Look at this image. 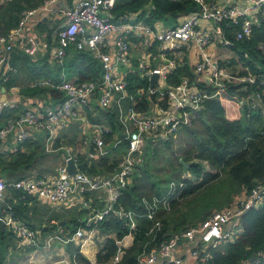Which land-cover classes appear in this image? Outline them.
Listing matches in <instances>:
<instances>
[{"label": "built area", "instance_id": "2783aa9c", "mask_svg": "<svg viewBox=\"0 0 264 264\" xmlns=\"http://www.w3.org/2000/svg\"><path fill=\"white\" fill-rule=\"evenodd\" d=\"M56 1L44 0L39 7L24 10L17 26L6 35H0V45L3 46L0 68L6 62L5 53L12 47L13 36L20 32L31 15L43 11L58 15L59 23L54 35L57 41L54 51L57 65H63L66 47L69 46L74 50L91 52L99 61L101 76L97 80L77 82L61 72L58 80L51 77L33 79L31 87L56 88L63 92L64 98L25 109L15 118L8 119L0 125V138L12 135L18 142L29 138L26 127L43 131L44 150H66V161L71 158L77 171L69 174L65 163L59 167L58 175L53 179L23 178L8 181L0 175V203L4 201L10 187L59 203L67 201L69 193L77 185L87 189L102 188L107 191L108 198L105 207L90 216L91 223L96 222L113 209L121 189L127 184L135 164L141 159L142 147L147 137L163 141L174 138L178 129L190 125L204 101L226 95L232 86H261V92L254 93V97L259 101L264 100V74L251 73L244 60H251L248 52L236 47L237 41L251 35L253 24L264 13V0H239L243 1L242 4L235 0L221 5L211 0H193L197 3L198 10L182 13L179 21L170 14L166 21L160 20L154 24L148 23V13L142 11L140 14V10L114 15L113 8L117 0H79L65 9L52 10ZM231 22L239 23V28L233 32L232 37L226 35V31L231 29ZM217 41L231 52L226 60L214 57L208 51V47ZM37 46L29 38V45L22 48V54L33 56ZM256 66L260 68L257 64ZM177 67H188V71L180 74L176 82H171L170 78ZM132 72L146 81V85L137 91L139 95H146V106L142 111L130 106L128 112L123 113L121 100L127 96V76ZM11 73L10 66L3 72L0 71V89H6L3 83L10 79ZM154 75L156 79L152 83ZM6 90L18 92L15 85ZM231 96L241 103L245 111H251L247 104L248 98L238 99L237 94ZM114 105L118 106V118L123 132L117 142L126 139L128 148L118 167L109 174L102 177L87 174L79 170L76 159L78 153L86 151L88 140L82 139L76 148L54 146L56 128L66 126L72 120H81L94 126L96 133L92 140L93 147H89L86 153L92 158L103 156L107 150L102 136L107 128L99 123H90L82 114L92 112L95 107L108 109ZM11 106L7 100L0 101V114ZM262 133L264 134V130ZM186 186L187 182L183 179L170 180L164 194L142 199L145 215L152 220L149 233L162 230V222L156 216L159 207L168 209L172 199L180 200ZM263 198L264 180L250 189H243L242 194L228 206L213 210L198 224L178 232L164 233L167 236L157 247L138 254L137 264H208L210 249L233 241L241 233L242 216L250 208L258 206ZM118 215L126 217L130 222L129 228L135 229L136 213L133 210L124 211L120 208ZM0 221L30 244L36 242L35 230L14 218L11 207L1 210ZM85 237V230L82 228L72 234V239L84 241ZM59 238L54 235L47 239L46 244ZM181 242L190 245V263H185L183 257L173 256V251ZM253 257L251 260L244 259L240 264L264 260V250L258 251ZM119 258L120 251L117 250L108 264H115Z\"/></svg>", "mask_w": 264, "mask_h": 264}, {"label": "trees", "instance_id": "16d2710c", "mask_svg": "<svg viewBox=\"0 0 264 264\" xmlns=\"http://www.w3.org/2000/svg\"><path fill=\"white\" fill-rule=\"evenodd\" d=\"M217 1V0H211ZM44 0H0V35H6L12 28L16 27L21 19L22 12L42 5ZM140 10L148 13L146 19L148 23L154 24L164 21L168 15L184 14L198 10L197 3L193 0H117L113 8L114 15L119 16L124 13H136ZM42 27V25H40ZM239 28V23L231 22V29L226 31V35L232 37L233 32ZM262 45L263 47H260ZM236 47L242 51H247L251 60H245L249 71L256 75L264 74V13L257 18L252 26L251 35L236 42ZM63 66L77 77V82L97 80L101 76V67L98 59L89 51L66 49ZM18 60H23L21 68L23 72L29 73L32 77H54L61 66L53 67L47 64L33 61L29 56L19 53ZM233 62V60H231ZM230 62V63H231ZM31 63V64H30ZM14 65V63L12 62ZM29 64V65H28ZM177 67L170 78L171 82H176L178 76L188 71ZM53 78V79H54ZM55 80H58L56 78ZM14 83L12 78L4 83L6 86ZM146 81L139 78L134 72L127 76V98L133 100L135 110H143L146 106V99L136 97L140 87L145 86ZM262 87L255 85L232 86L226 95L218 99L206 100L202 103L190 125L178 129L189 138L188 147L183 155L176 161L174 168L183 169V162H189L193 158L206 160L210 168L219 170L227 167L233 179H235L242 189H250L257 182L264 180V100L255 99L254 93H260ZM21 94L28 98L39 97L48 100H62V91L52 87H23ZM231 94H237L238 99H246L251 111L242 112L243 106L233 98ZM264 99V94L262 95ZM130 103V100H129ZM246 108V106L244 107ZM96 116H91L90 122H104L107 130L103 132V140L107 145L115 139V134L122 129L119 121V109L117 105L108 109H97ZM19 107H7L0 114V125L8 119L15 118L19 113ZM195 125V127H193ZM27 138L18 141L12 151L0 153V175H5L7 179H15L11 172L21 165H32L36 158H39L44 150L43 141H32ZM172 138H168L163 143L169 146ZM72 142V140L68 141ZM160 140L152 136L147 137L143 144L142 159L135 164L127 184L121 189L113 209L110 210L101 220L86 225L80 220L71 221V232L79 227H95L105 234L101 249L95 256V263L91 262L76 247L75 252L71 250V257L77 264H108L119 248V242L123 237L132 232L133 239L129 247L123 249L118 262L115 264H137V256L143 251L157 247L167 235L164 233L178 232L190 226L196 225L210 213L204 215L198 222L189 224L182 228L170 226L166 219V210L159 209L156 214L162 222V230L156 233H149L152 220L145 215V206L142 199H150L153 195H162L158 185L161 179L154 175L151 170L150 158L157 154V147ZM55 146L59 143H55ZM93 146V145H92ZM91 146V147H92ZM128 148V141L122 139L114 147L110 148L105 155L96 158L88 157L85 152L77 154L76 164L79 170L88 174H109L118 167L122 159V154ZM45 151V150H44ZM195 177L201 178L202 184L206 180L213 178L217 173L205 174L198 162L191 161L187 168ZM178 172L176 175H179ZM172 176L173 179L177 176ZM10 181V180H8ZM198 184V185H199ZM185 192L190 193L196 186L187 181ZM85 197L88 199L90 196ZM187 195V194H186ZM185 195V196H186ZM36 196L24 192L22 189L10 187L9 194L0 203V212L3 208L11 207L14 218L26 221L28 224V205L33 202ZM184 198V197H183ZM182 198V199H183ZM180 199V201L182 200ZM124 211L133 210L136 213L135 229H130V222L124 216L118 215V209ZM221 209V208H220ZM218 210V209H216ZM87 209H81L85 213ZM30 225V224H29ZM241 233L227 243H221L210 249L211 258L208 264H240L244 259L251 260L258 251L264 250V198L258 206L246 211L241 218ZM20 237L11 227L5 226L0 221V264H4V249L8 246H15ZM28 246L26 250L33 249ZM251 264H264V260L252 262Z\"/></svg>", "mask_w": 264, "mask_h": 264}, {"label": "crops", "instance_id": "0c3cea01", "mask_svg": "<svg viewBox=\"0 0 264 264\" xmlns=\"http://www.w3.org/2000/svg\"><path fill=\"white\" fill-rule=\"evenodd\" d=\"M79 0H57L52 5V10L55 9H65L70 4H74ZM239 1V0H238ZM237 1V2H238ZM232 2V0L227 1ZM243 1H239V4H242ZM52 12H43L39 11L31 15L27 21L22 26L19 33L15 34L12 39V47L11 49L5 53L6 62L3 67L0 68V71L3 72L5 68L9 66L12 68L11 77L14 83L6 86L4 83V87L9 88L11 85H15L18 88L17 93L8 92L6 89H0V99L5 97L8 102L12 104L11 107H19V113L25 109L41 106L44 103H51L47 98H39L33 97L28 98L21 94V88L30 87L31 82L36 77H32L29 73L23 72L21 65L23 60H18L19 53L22 54V48L29 45V38L33 39L37 43V50L33 56H29L33 61H37L40 64H47L50 67H53L54 64L58 67L57 62L54 57V51L56 48L57 41L55 39V28H57L59 19L57 14H51ZM175 18L181 20L182 15L176 14ZM42 25V27H40ZM47 44V45H46ZM48 46V47H46ZM2 45H0V54L2 53ZM72 50V47H66ZM208 51L214 57H217L221 60H226L230 57L231 52L228 48L222 46L218 41L214 44H211L208 47ZM65 58V57H64ZM231 59V58H230ZM14 63V65L12 64ZM31 64V63H30ZM29 65V64H28ZM186 69V68H184ZM187 71V70H186ZM58 72V73H57ZM63 72L64 75L71 79H76L77 77L74 74H71L67 67L61 66L60 70L55 71L57 73L56 78L59 77V73ZM45 77V76H42ZM54 78V77H52ZM54 78V79H56ZM10 80V79H9ZM6 83V82H5ZM139 94H136V97ZM139 97H143L145 99L146 95H139ZM17 99L14 101L13 99ZM13 100V101H12ZM130 100V103H129ZM122 103V112L127 113L130 106H133V100L128 99L127 96L121 100ZM97 109H102L100 107H95L92 112H86L85 115L90 122L91 116H96ZM245 109L242 110L244 112ZM264 111V110H263ZM82 112V110H81ZM91 123V122H90ZM99 124L103 125L104 122H99ZM26 131L29 135V138H33L32 141H43L44 133L38 129H33L32 127H26ZM96 130L95 127L89 124H85L81 120H72L66 126L57 127L56 128V139L55 143H59L62 146H71L76 148L79 142L82 139H87L89 142V136L91 135L93 138L95 136ZM177 135V134H176ZM123 136L122 130L118 131L115 134L114 147L121 137ZM92 138V140H93ZM173 139V138H172ZM72 140V142H68ZM111 142V141H110ZM17 145V141L14 136L10 135L6 138H0V153H4L6 151H12ZM93 143L91 141L90 148H92ZM55 146V145H54ZM92 146V147H91ZM107 146V145H106ZM111 147V148H112ZM89 148L86 146L87 152ZM108 151L109 149L106 148ZM42 155L39 158H36L32 165L23 166L21 165L19 168L14 169L11 172L12 176L15 179H7L10 181H15L23 178L30 179H53L58 175L59 167L66 163V158L68 153L66 150L61 149L58 151H44L41 153ZM87 154V153H86ZM123 155V154H122ZM143 157L141 156V159ZM140 159V160H141ZM198 161V160H197ZM206 160L202 161L205 162ZM207 163V161H206ZM182 170H186L179 179H170V180H185L190 181V171L187 167ZM209 172V171H208ZM212 173V172H210ZM97 177H102L106 174H91ZM5 178V175H2ZM197 178V177H196ZM6 179V178H5ZM199 180V179H198ZM193 184H196L192 182ZM84 186L77 185L75 189L69 193L68 199L65 202H49L39 197H35L33 202H30L28 205V222L24 220H18L22 223H25L30 228L34 229L36 232V242L34 244H30L27 240L20 238V241L15 244V246H8L4 249V264H77L73 263V257H71V250L75 252V248H78V251L85 255L87 259L91 262L95 263V256L98 251L101 249L103 240L105 239V234L101 232L99 229L94 228L89 233L90 229L79 227L85 230L86 237L84 241L79 238H73L72 234L75 231L71 232L69 229L71 226L68 224H72L73 220H82L86 223V225H90V216L95 212L105 207L108 193L105 189H87ZM88 193L90 196L88 199L85 197ZM243 192V189H242ZM188 193V192H187ZM9 194V189H7L5 198ZM242 194V193H241ZM240 194V195H241ZM64 203V204H63ZM78 203L79 205H75ZM171 204L168 209H164L163 207H159V209H164L166 211L170 210ZM81 209H87L85 213H81ZM158 209V211H159ZM157 211V213H158ZM212 212V211H210ZM207 212V213H210ZM206 213V214H207ZM205 214V215H206ZM58 223L59 228H54ZM67 225V226H66ZM57 235L60 237L59 239H54L50 241L49 245L46 244L48 238ZM133 235L132 232L130 234H126L123 239L119 242V248L117 250L120 251V255L124 248L129 247L132 243ZM28 246H34L31 250H26ZM190 245L186 242L179 243L175 250L173 251V256L175 257H183L185 263H190ZM18 258V260H17ZM23 260V263L20 260Z\"/></svg>", "mask_w": 264, "mask_h": 264}, {"label": "rangeland", "instance_id": "374dc122", "mask_svg": "<svg viewBox=\"0 0 264 264\" xmlns=\"http://www.w3.org/2000/svg\"><path fill=\"white\" fill-rule=\"evenodd\" d=\"M164 21H166V19ZM193 127H195V125H193ZM160 141L161 143L157 147V154L155 157L150 158V164L152 173L161 179V183L158 187L160 188L161 194H164L167 190L170 178L180 172L179 175H176L177 177L173 178L179 179L180 176L186 172V170L178 168L173 169V167L176 165V161L180 159L181 155H183L184 150L188 147L189 138L184 131H181L172 139V141H170L169 146H166L163 143V140ZM191 161L198 162L203 173L209 174L212 172L217 174L215 177L199 184L201 178H196L190 172L191 175L189 177L191 180L189 181L187 179V181L190 182V186L199 185L190 193L185 192L188 187L187 185L183 191L184 198L182 197L183 199L181 198V201L172 199L170 202V210L166 211V219L169 225H175L177 228L196 223L207 212L228 206L242 193L241 185L232 178L227 167L215 170L210 168L206 161L202 162L204 160L193 158L189 162ZM192 182L196 184H193ZM75 205L79 204L75 203ZM68 225L71 226L70 223ZM54 228H59L58 223ZM20 262L23 263V260L21 259Z\"/></svg>", "mask_w": 264, "mask_h": 264}, {"label": "water", "instance_id": "95a60500", "mask_svg": "<svg viewBox=\"0 0 264 264\" xmlns=\"http://www.w3.org/2000/svg\"><path fill=\"white\" fill-rule=\"evenodd\" d=\"M228 0H217L216 1V4L217 5H221V4H224V3H226ZM232 1H235V0H232ZM155 79H156V75H154L153 77H152V83H154L155 82ZM139 95H137V97H138ZM11 99H13L14 101H16L17 99H14V98H11ZM5 100H7L5 97H3V98H1L0 99V101H5ZM12 100V101H13ZM92 136L90 135L89 136V142H88V144H87V148H89V146H90V144H91V141H92ZM114 145V141H111V142H109L108 144H107V146H106V148L107 149H110L112 146ZM183 164H184V167H189L190 166V162H183ZM66 167H67V171H68V173L69 174H74L76 171H77V169H76V165H75V163L73 162V160L71 159V158H68L67 159V161H66ZM252 259H254V257H251Z\"/></svg>", "mask_w": 264, "mask_h": 264}]
</instances>
